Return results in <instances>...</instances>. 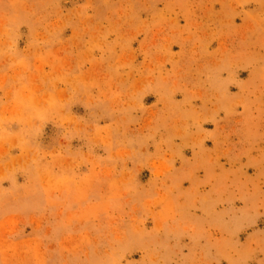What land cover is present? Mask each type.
I'll list each match as a JSON object with an SVG mask.
<instances>
[{
  "label": "rangeland",
  "instance_id": "obj_1",
  "mask_svg": "<svg viewBox=\"0 0 264 264\" xmlns=\"http://www.w3.org/2000/svg\"><path fill=\"white\" fill-rule=\"evenodd\" d=\"M0 264H264V0H0Z\"/></svg>",
  "mask_w": 264,
  "mask_h": 264
}]
</instances>
